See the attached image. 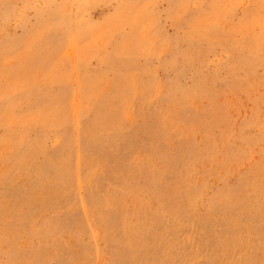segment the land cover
I'll use <instances>...</instances> for the list:
<instances>
[{
  "label": "rangeland",
  "instance_id": "1",
  "mask_svg": "<svg viewBox=\"0 0 264 264\" xmlns=\"http://www.w3.org/2000/svg\"><path fill=\"white\" fill-rule=\"evenodd\" d=\"M0 264H264V0H0Z\"/></svg>",
  "mask_w": 264,
  "mask_h": 264
}]
</instances>
